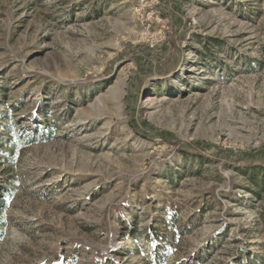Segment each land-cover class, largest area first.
Returning <instances> with one entry per match:
<instances>
[{
	"label": "rangeland",
	"instance_id": "374dc122",
	"mask_svg": "<svg viewBox=\"0 0 264 264\" xmlns=\"http://www.w3.org/2000/svg\"><path fill=\"white\" fill-rule=\"evenodd\" d=\"M0 264H264V0H0Z\"/></svg>",
	"mask_w": 264,
	"mask_h": 264
},
{
	"label": "trees",
	"instance_id": "16d2710c",
	"mask_svg": "<svg viewBox=\"0 0 264 264\" xmlns=\"http://www.w3.org/2000/svg\"><path fill=\"white\" fill-rule=\"evenodd\" d=\"M15 109L14 106H8L4 112L0 113V159L5 162L13 161L15 150L26 142L24 139L27 137L18 129L20 122L9 114ZM2 213L3 210L0 207V217Z\"/></svg>",
	"mask_w": 264,
	"mask_h": 264
}]
</instances>
